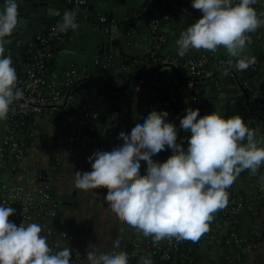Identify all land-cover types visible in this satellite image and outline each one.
I'll use <instances>...</instances> for the list:
<instances>
[{
    "label": "crops",
    "instance_id": "obj_1",
    "mask_svg": "<svg viewBox=\"0 0 264 264\" xmlns=\"http://www.w3.org/2000/svg\"><path fill=\"white\" fill-rule=\"evenodd\" d=\"M23 1L32 7L42 2ZM214 1L229 3L236 8H240V2L258 4L256 10L252 11L260 18L258 25L244 36L229 38L216 36L209 24L197 27L185 18L175 17L160 26V31L166 37L161 54L184 60L201 57L211 51L220 65L264 60V12L261 13L264 11V2ZM116 6L112 5L107 11L99 8L94 12L88 11L89 16H105L106 21L90 19L76 23L50 71L51 77L58 82H62L69 68L87 67L102 74L98 81L106 84V89L94 86L72 91L74 104L82 105L91 98V90L95 87L98 89L96 99L100 119L93 123L90 131L89 150L79 151L75 156H64L65 146L56 142L53 121L49 116L38 122V131L29 143L32 156L48 157L43 162L40 159L38 163L33 158L29 159L30 165H45L40 182H49L57 195L62 196L57 231L60 234L59 241L66 249H62V245L58 248L59 252L64 254L73 249L81 250L83 253L78 264H99L98 258L104 255L121 258L133 247H137L141 253H147L153 251L156 244L166 243L171 235L170 228L178 227L186 220L187 232L190 235L194 233L199 243L200 259L196 264H264V71L257 73L258 69L264 70V64L256 68L246 67L239 78L220 75L215 78L216 83L211 82L215 79L203 81L204 102L195 110L202 138L211 150L212 163L206 170V176L199 177L192 169L181 166L182 163H171L162 156L164 138L156 132L150 118L149 89L139 93L136 90V78H133L137 75V67L139 72L150 70L151 62L144 59L135 65L129 60L147 54L154 47L151 14L141 13H163L166 8L152 0H135L125 6ZM64 8L65 5L62 13ZM108 11H119V21L115 17L109 18ZM28 25V16L17 15L15 22L10 24L12 31L9 35L0 30V59H10V63H13L19 47L25 44ZM43 27L44 24L39 31L34 30L40 32ZM108 29L111 38H119L121 45L107 50L101 41L109 38ZM9 53L13 56L7 55ZM174 70L172 67H163L158 75L160 78L172 75ZM179 71L185 72V69ZM128 84L129 87H126ZM108 87L114 89L109 90ZM241 87L248 93L243 100L235 98V95L243 93ZM172 91L173 87H168L167 92ZM116 109L126 112L121 114ZM0 110L4 112V120L0 125L1 147L6 110L2 107ZM115 116L120 119L129 116L132 119H128V132L118 129L121 137L117 138L118 141H124L122 155L135 157V163L139 166L138 178L142 181L139 188L133 190L132 216L126 214L127 192H123L121 203L114 205L106 202L103 192L88 188L89 181L84 177L89 167L81 170V165L76 164L77 159L84 160L98 143L105 142L103 147L111 144V139L106 136L114 133L110 120ZM124 134L127 135L123 138ZM125 145H129V152ZM183 155L181 153L178 157L183 158ZM62 165L64 170L61 169ZM56 178L64 180L63 189L55 185ZM195 184L207 199L218 194H234L244 198L246 210L235 223L223 216H195L185 202L186 190ZM85 210L92 215L93 225L97 221H108L104 235L106 247L103 250L88 252L86 248V241L90 239V234L85 233L90 224L89 217L82 226L75 222L76 217H80ZM190 213H194V217L187 220ZM64 233L66 236H63ZM10 245L16 249L21 246Z\"/></svg>",
    "mask_w": 264,
    "mask_h": 264
},
{
    "label": "built area",
    "instance_id": "obj_2",
    "mask_svg": "<svg viewBox=\"0 0 264 264\" xmlns=\"http://www.w3.org/2000/svg\"><path fill=\"white\" fill-rule=\"evenodd\" d=\"M65 2L71 5V11L66 13L65 20L59 19L64 13L59 15L47 32L42 29L38 33L37 42L29 46L27 62L14 82L11 83L8 72L0 70V107L6 110L0 147V264H78L83 253L79 249L65 251L64 254L59 252L58 248L63 245L57 231L60 196L49 182H40L43 168L29 163L30 158L37 163L40 159L42 162L48 159L32 156L29 147L43 117L52 118L55 140L65 146L64 156H75L88 148L93 123L100 119L96 99L98 89H92L91 98L82 105L74 104L71 90L82 83L100 80L101 73L87 67L69 68L62 80L65 88L50 76L49 62L62 53L76 23L90 19L106 21L105 16H89L88 0ZM170 3V10H164L161 17L150 18L154 47L141 57L135 56L132 62L137 65L144 59L152 60L161 63V68L172 67L178 72L162 78L158 73L148 78L140 75L136 78V90L142 93L149 89L150 118L156 132L164 138V158L190 169H207L211 150L202 138L195 110L204 102L201 82L220 75L239 78L246 67L256 68L264 64V60L220 65L211 51L197 58L175 59L161 54L166 37L160 26L176 16L197 27L209 24L216 36L238 38L251 32L258 22L252 11L232 7L225 2L170 0ZM180 69H185V72H180ZM139 71L137 67L135 74ZM170 86L173 87L172 93L167 92ZM156 88L167 96L155 93ZM181 153L183 158L178 157ZM194 158L196 161L192 164ZM185 202L189 209L205 215L209 205H218L223 217L234 223L247 207L246 200L234 194H218L207 199L197 184L186 190ZM173 233L166 243L156 244L155 249L145 255L133 247L121 258L104 255L98 261L114 264L115 260L121 259L128 264H159L151 254L155 251L160 253L161 259L169 260L170 250L176 245L171 237ZM190 237L187 231L180 236L181 241ZM10 244L21 246L16 249ZM178 258L180 262L174 258L172 264H184L181 254Z\"/></svg>",
    "mask_w": 264,
    "mask_h": 264
},
{
    "label": "water",
    "instance_id": "obj_3",
    "mask_svg": "<svg viewBox=\"0 0 264 264\" xmlns=\"http://www.w3.org/2000/svg\"><path fill=\"white\" fill-rule=\"evenodd\" d=\"M264 2V0H262ZM135 0H99L95 3V0H88L87 11L94 12L96 8L107 11L112 5L125 6L128 3H134ZM65 0H42L40 5L29 6L27 2L23 0H0V30H3L6 35H9L12 31L10 24L15 22L17 15L28 16L29 25L26 28V36L24 38L25 44L19 47L18 53L15 55L13 63H10V59H0V69L3 71H10V81L13 83L15 78L21 73L27 62V52L29 46L37 40V32L34 29L41 28V25L46 23L50 18L57 17L62 14L63 5ZM258 4L254 3L246 5L244 2H240V8L248 11H255ZM52 7V8H50ZM117 7V6H116ZM56 8V9H55ZM119 11L121 9L117 8ZM119 11L116 13L109 12L107 15L109 18L115 17L116 21H119ZM128 11V10H127ZM264 11L262 10L261 13ZM258 22L259 17L254 15ZM32 28V30H31ZM1 34V32H0ZM108 39L101 41V45L108 49H113L116 46L121 45L119 38H111L110 29H108ZM12 57V53L7 54ZM259 74L264 71L263 69L257 70ZM235 81V79L233 80ZM216 83V79L211 81ZM60 85L64 87V83L60 82ZM100 87L107 88V85L99 81H89L82 83L75 87L73 91L86 87ZM243 89V87H241ZM247 92L243 89V93L235 95L236 99L243 100L247 96ZM117 110V109H116ZM121 114H125L124 109L117 110ZM128 119L129 116H125L120 119L118 116L112 117L110 120L111 128L114 131L112 135L106 137L111 139V144H107L103 147L105 142L98 143L93 150L90 151L88 156L81 160L77 159L76 164L81 165V170H84L86 166L89 167L85 174V179L89 181L88 188H97L99 191L105 194L104 200L112 204L121 203L123 199V192H127L125 205L126 214L132 216L131 207L135 197L133 190L139 188L142 181L138 178L139 166L135 163V157H125L122 155L124 141H118L117 138L121 137L118 134V129H124L128 132ZM132 120V119H131ZM127 134L122 136L126 137ZM126 151L129 152V145H125ZM87 151L89 148L86 149ZM116 198V200H114Z\"/></svg>",
    "mask_w": 264,
    "mask_h": 264
},
{
    "label": "trees",
    "instance_id": "obj_4",
    "mask_svg": "<svg viewBox=\"0 0 264 264\" xmlns=\"http://www.w3.org/2000/svg\"><path fill=\"white\" fill-rule=\"evenodd\" d=\"M153 2H158L160 4H162L163 6H165V10H170L171 8V3H170V0H152ZM214 1V0H212ZM71 9V5L69 4H65V8H64V11H63V15L59 16V19H63L65 20L66 18V13H69V11ZM146 13H150L151 16L150 18H153V17H161L162 13H156L155 11H144L143 13H141L142 15L146 14ZM176 17V16H175ZM175 17H172V18H175ZM171 18V19H172ZM57 19L56 18H50L45 26L43 27V31H46L48 30V28L53 25L55 23V20ZM170 20V19H169ZM37 42V41H35ZM34 43V42H33ZM38 44H40L38 42ZM134 57H131L129 58L130 61L133 60ZM140 58V57H139ZM56 60H51L49 62L50 64V69L53 67L54 65V62ZM151 62V66H150V70H145V71H141L139 72L137 75H134L133 78H137L138 76H145V77H151L153 76L154 74H157L162 66L161 63L159 62H153L152 60L150 61ZM178 70L175 69L174 70V74H177ZM51 76V74H50ZM12 83V82H11ZM202 85H203V82H201V89H202ZM126 87H129V84L128 86ZM125 87V88H126ZM65 88V87H63ZM109 90H113L114 88L112 87H108ZM75 89V87L71 90L73 91ZM70 90V89H69ZM155 93H161V95L164 97L167 96V94H165L164 92H161L159 89H154ZM179 107H176V110H178ZM178 112V111H177ZM161 154L163 156V152H162V149H161ZM208 164H207V169L211 167V163H212V154L210 155L209 159H208ZM196 161V159L194 158L192 160V164ZM175 163V162H174ZM207 169H198V168H195V167H192V170L194 171V173L200 177H205L206 176V170ZM207 210H208V214L205 215V214H202V213H198V211H194L195 213V216L197 215L198 217H206V218H209V217H214V216H223V214L221 213V209L220 207H218V205H209V207H207ZM194 213H190L189 216H187V220L192 217H194ZM187 221L185 220V222H183V224H181L180 226H174V227H171L170 230H169V233L172 234L173 233V239L176 243V245L170 250V259L169 260H164V259H161L160 258V253L158 252H152V257L159 263V264H172V261L174 260V258L178 261H179V258H178V255L181 254L182 255V258L184 259V264H196L199 259H200V256H199V253H198V247H199V243H198V239L196 237V235L194 233L191 234V237L190 238H185L183 241H181V238L180 236L182 235V233L184 231H188V228L187 229H184V225ZM142 254L145 255V253L143 252ZM183 262V261H182ZM99 264H102L101 262ZM114 264H128V263H125L123 260L121 259H118V260H115L114 261Z\"/></svg>",
    "mask_w": 264,
    "mask_h": 264
},
{
    "label": "rangeland",
    "instance_id": "obj_5",
    "mask_svg": "<svg viewBox=\"0 0 264 264\" xmlns=\"http://www.w3.org/2000/svg\"><path fill=\"white\" fill-rule=\"evenodd\" d=\"M4 112L0 110V125L1 122L4 120ZM32 164H36L35 162H31ZM41 167H45V165H42ZM61 169L64 170L65 167L64 165L61 166ZM53 169H50V176H51V181L53 179ZM66 179V178H65ZM65 184L64 180H62L61 178H56V182L55 185H57L59 188H62L63 185ZM63 189V188H62ZM62 197V196H61ZM60 197V198H61ZM69 200L70 197L68 198ZM94 211V210H92ZM91 212V211H90ZM89 217L90 220V224H91V228H90V224L87 225V230L85 229V233H89L90 234V239L86 241V248L88 250V252H97L99 250H103L106 247V238L104 237V235L106 234V230H107V226H108V221L107 220H101V221H95V225L94 221H92V215L90 213H88V210H85V212H83V214L79 217H76L75 222L77 225H83V221L87 222ZM86 234V235H87ZM87 264H92V262H89Z\"/></svg>",
    "mask_w": 264,
    "mask_h": 264
},
{
    "label": "flooded vegetation",
    "instance_id": "obj_6",
    "mask_svg": "<svg viewBox=\"0 0 264 264\" xmlns=\"http://www.w3.org/2000/svg\"><path fill=\"white\" fill-rule=\"evenodd\" d=\"M46 23H44V26H45Z\"/></svg>",
    "mask_w": 264,
    "mask_h": 264
}]
</instances>
